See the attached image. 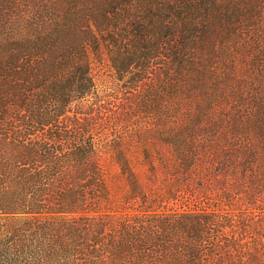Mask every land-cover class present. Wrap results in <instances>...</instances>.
Masks as SVG:
<instances>
[{
    "label": "trees",
    "instance_id": "16d2710c",
    "mask_svg": "<svg viewBox=\"0 0 264 264\" xmlns=\"http://www.w3.org/2000/svg\"><path fill=\"white\" fill-rule=\"evenodd\" d=\"M263 205L264 0H0V264H264Z\"/></svg>",
    "mask_w": 264,
    "mask_h": 264
},
{
    "label": "rangeland",
    "instance_id": "374dc122",
    "mask_svg": "<svg viewBox=\"0 0 264 264\" xmlns=\"http://www.w3.org/2000/svg\"><path fill=\"white\" fill-rule=\"evenodd\" d=\"M118 168L113 165L112 163H110L107 167H106V176H107V179H108V182L110 184V186L113 188V189H116V187L118 185H122L123 186V180L122 179H119L118 178ZM136 172L140 175V181L144 184V185H148L146 183V180H145V176H146V169L145 168H138L136 169ZM118 190V189H117ZM124 192V190H122V193ZM248 211V210H246ZM264 211V205L261 206V211L260 212H263ZM252 212V211H250ZM253 213V212H252ZM254 214V213H253Z\"/></svg>",
    "mask_w": 264,
    "mask_h": 264
}]
</instances>
